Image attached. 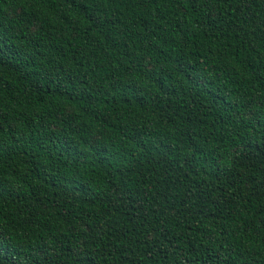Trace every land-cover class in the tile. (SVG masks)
I'll return each mask as SVG.
<instances>
[{"label": "trees", "instance_id": "16d2710c", "mask_svg": "<svg viewBox=\"0 0 264 264\" xmlns=\"http://www.w3.org/2000/svg\"><path fill=\"white\" fill-rule=\"evenodd\" d=\"M0 264H264V0H0Z\"/></svg>", "mask_w": 264, "mask_h": 264}]
</instances>
